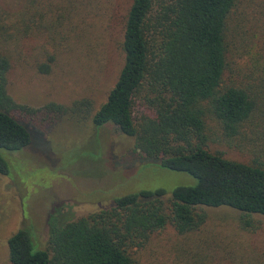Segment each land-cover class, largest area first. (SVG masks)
<instances>
[{"label":"trees","instance_id":"trees-1","mask_svg":"<svg viewBox=\"0 0 264 264\" xmlns=\"http://www.w3.org/2000/svg\"><path fill=\"white\" fill-rule=\"evenodd\" d=\"M236 3L133 0L124 18L123 66L92 118L96 128L110 124L134 138V150L146 164L187 174L196 185L169 194L126 195L65 224L50 219L45 249H34L20 228L7 240L9 264H136L139 252L168 227L181 237L199 232L206 222L199 208L235 210L245 228L252 227L250 216L264 217V165L229 160L206 148L207 116L229 139L256 117L264 126V3L251 26L235 31L238 59L243 58L230 66L228 20ZM38 6V0L1 1L0 44L27 34ZM3 50L0 150L17 152L31 142L24 121L37 123L39 116L9 96L11 62ZM7 172L0 156V174ZM201 251L196 244L193 264H208Z\"/></svg>","mask_w":264,"mask_h":264},{"label":"rangeland","instance_id":"rangeland-1","mask_svg":"<svg viewBox=\"0 0 264 264\" xmlns=\"http://www.w3.org/2000/svg\"><path fill=\"white\" fill-rule=\"evenodd\" d=\"M132 1L38 0L28 33L0 44L11 62L9 96L39 116L37 123L24 121L29 145L0 150L8 171L0 174V264H9L7 240L20 228L34 249H45L50 219L65 224L126 195L169 194L196 185L187 174L146 164L134 150V138L113 125H93L124 63V18ZM263 3L237 0L228 20L230 66L243 58L238 59L235 31L251 26ZM257 118L229 139L207 116L206 148L229 160L264 165V126ZM199 211L206 215L199 232L181 237L168 227L139 252L136 264H193L196 244L208 264H264V217L250 216L252 227L245 228L235 210Z\"/></svg>","mask_w":264,"mask_h":264}]
</instances>
